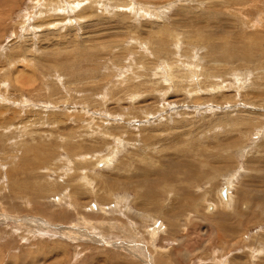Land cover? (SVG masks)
Masks as SVG:
<instances>
[{
	"label": "rangeland",
	"instance_id": "rangeland-1",
	"mask_svg": "<svg viewBox=\"0 0 264 264\" xmlns=\"http://www.w3.org/2000/svg\"><path fill=\"white\" fill-rule=\"evenodd\" d=\"M81 1L0 0V264H264V0Z\"/></svg>",
	"mask_w": 264,
	"mask_h": 264
},
{
	"label": "bare ground",
	"instance_id": "bare-ground-1",
	"mask_svg": "<svg viewBox=\"0 0 264 264\" xmlns=\"http://www.w3.org/2000/svg\"><path fill=\"white\" fill-rule=\"evenodd\" d=\"M52 1H53V0H52ZM38 2H39V1H38ZM99 2H100V1H99ZM50 3H51V0H50ZM83 3H84V2H82L81 0H80V1L78 0L77 5H80V4H83ZM48 5H49V4H47V6H48ZM72 5H73V4H72ZM77 5H74V7L77 6ZM44 6H45V5H44ZM53 6H54V8H57V9L61 7V6L59 7L58 5L52 3V6H51V7L53 8ZM49 7H50V5H49ZM62 7H63V6H62ZM64 8H65V7H63V9H64ZM66 9H67V8H66ZM47 10H48V9H47ZM65 11H66V10H65ZM48 12H49V11H48ZM258 12H259V11H258ZM50 13H51V12H50ZM40 14H41V13H40ZM259 18H262V17L259 16ZM259 18H258V19H259ZM253 19H254V18H253ZM256 19H257V18H256ZM256 19H255V20H256ZM258 19H257V20H258ZM262 19H263V18H262ZM251 20H252V19H251ZM252 21L254 22V20H252ZM258 21H259V20H258ZM260 21H263V20H260ZM255 23H256V22H255ZM249 24L251 25L252 22L250 21ZM253 24H254V23H253ZM253 24H252V25H253ZM256 24H259V23H256ZM261 24H262V23H261ZM32 26H33V25H32ZM253 26H255V25H253ZM262 26H264V24H262ZM35 27H36V26H35ZM251 35H252V33H251ZM249 36H250V35H249ZM148 47H149V46H148ZM241 73H242V72H241ZM244 74H245V73H244ZM27 151H28V150H27ZM103 155H104V154H103ZM114 156H115V155H114ZM110 158H111V157H110ZM98 159H99V158H98ZM108 159H109V158H108ZM108 159H107V160H108ZM99 160H100V159H99ZM105 163H106V162H105ZM107 167H108V165H107ZM124 168H125V167H124ZM81 170H82V169H81ZM84 172H85V171H84ZM125 172H126V171H125ZM200 174H201V173H200ZM201 175H202V174H201ZM70 177H71V176H70ZM185 177H186V176H185ZM85 178H86V177H85ZM186 179H187V178H186ZM64 181H65V180H64ZM89 181H90V180H89ZM65 182H66V181H65ZM91 182H92V181H91ZM230 182H231V180H230ZM230 186H232V185H230ZM231 188H232V187H231ZM226 189H227V188H226ZM227 191H228V189H227ZM220 193H221V192H220ZM220 193H219V194H220ZM116 195H117V194H116ZM224 196H225V195H224ZM226 196H227V195H226ZM226 196H225V197H226ZM59 198H60V197H59ZM116 198H117V197H116ZM118 199H119V198H118ZM220 199H221V198H220ZM58 201H59V200H58ZM224 201H225V200H224ZM118 202H119V201H118ZM225 203H226V202H225ZM228 203H229V202H228ZM226 204H227V203H226ZM115 205H116V204H115ZM119 206H120V205H119ZM124 206H125V205H124ZM219 206H220V205H219ZM120 207H121V206H120ZM61 209H62V208H61ZM77 209H78V208H77ZM117 209H118V208H117ZM104 212H105V210H104ZM106 212H107V211H106ZM129 213H130V212H129ZM63 214H64V213H63ZM78 215H79V214H78ZM93 216H94V215H93ZM109 216H110V215H109ZM97 218H98V217H97ZM94 220H96V219H94ZM109 220H110V219H109ZM113 223H114V222H113ZM106 224H107V223H106ZM108 225H109V223H108ZM93 226H94V225H93ZM109 226H110V225H109ZM47 227H48V226H47ZM50 227H53V226H50ZM111 227H112V226H111ZM67 228H68V227H67ZM92 228H93V227H92ZM107 229H108V228H107ZM14 230H15V229H14ZM108 230H109V229H108ZM87 231H88V230H87ZM104 231H106V230H104ZM77 232H78V231H77ZM88 232H89V231H88ZM82 233H83V232H82ZM105 233H106V232H105ZM130 233H131V232H130ZM133 233H134V232H133ZM76 234H77V233H76ZM78 234H79V233H78ZM125 234H126V233H125ZM56 235H57V234H56ZM37 236H38V235H37ZM96 236H97V235H96ZM151 236H152V235H151ZM187 236H188V235H187ZM34 237H35V236H34ZM85 237H86V236H85ZM155 237H156V236H155ZM90 238H91V237H90ZM67 239H68V238H67ZM100 239H101V238H100ZM123 243H125V242H123ZM119 244H120V243H119ZM110 245H111V244H110ZM152 245H153V244H152ZM153 246H154V245H153ZM15 247H16V246H15ZM255 248H256V247H255ZM161 249H162V248H161ZM147 250H148V249H147ZM149 250L151 251V249H149ZM152 250H153V249H152ZM159 250H160V248H159ZM263 250H264V249H263ZM263 250H262V251H263ZM86 252H87V251H86ZM151 252H152V251H151ZM157 252H158V251H157ZM149 253H150V252H149ZM0 254H1V253H0ZM156 254H157V253H156ZM262 254H263V253H262ZM15 255H16V254H15ZM153 256H154V254H153ZM154 257H155V256H154ZM152 258H153V257H152ZM157 258H158V257H157ZM159 258H160V257H159ZM2 259H3V258H2ZM143 261H144V260H143ZM158 261H159V260H158ZM226 262H227V261H226ZM159 264H160V263H159Z\"/></svg>",
	"mask_w": 264,
	"mask_h": 264
},
{
	"label": "water",
	"instance_id": "water-1",
	"mask_svg": "<svg viewBox=\"0 0 264 264\" xmlns=\"http://www.w3.org/2000/svg\"><path fill=\"white\" fill-rule=\"evenodd\" d=\"M223 195H225V191H223Z\"/></svg>",
	"mask_w": 264,
	"mask_h": 264
}]
</instances>
